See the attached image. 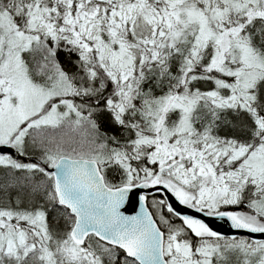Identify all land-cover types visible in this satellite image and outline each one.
Returning <instances> with one entry per match:
<instances>
[{"label": "snow or ice", "instance_id": "obj_1", "mask_svg": "<svg viewBox=\"0 0 264 264\" xmlns=\"http://www.w3.org/2000/svg\"><path fill=\"white\" fill-rule=\"evenodd\" d=\"M0 264H264V0H0Z\"/></svg>", "mask_w": 264, "mask_h": 264}]
</instances>
